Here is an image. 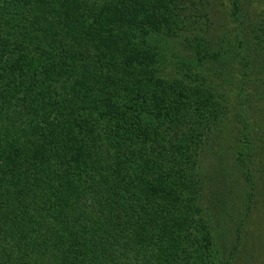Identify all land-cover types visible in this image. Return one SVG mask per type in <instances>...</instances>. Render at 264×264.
Wrapping results in <instances>:
<instances>
[{
  "label": "trees",
  "instance_id": "obj_1",
  "mask_svg": "<svg viewBox=\"0 0 264 264\" xmlns=\"http://www.w3.org/2000/svg\"><path fill=\"white\" fill-rule=\"evenodd\" d=\"M210 6L0 0V264H223L199 168L234 122L249 149L264 20L232 45Z\"/></svg>",
  "mask_w": 264,
  "mask_h": 264
},
{
  "label": "rangeland",
  "instance_id": "obj_2",
  "mask_svg": "<svg viewBox=\"0 0 264 264\" xmlns=\"http://www.w3.org/2000/svg\"><path fill=\"white\" fill-rule=\"evenodd\" d=\"M207 1L211 3L209 9L217 36L232 45L237 43L241 27L248 28L249 24L264 20V0ZM235 6L238 8L240 25L235 22ZM255 57L256 54L249 52V58ZM257 67L259 71L261 66ZM255 87L257 85L254 84ZM257 93L261 98L264 97V85L256 88ZM260 97L250 102L251 106L247 107L244 114L250 124L249 149L239 131L240 125L235 122L236 128L230 134H216V140H211L203 148L205 153L199 172L203 176L207 200L221 197L224 193L225 198L214 201L219 204L217 206L223 205L220 207H226L232 211V216L235 215V222L230 221L226 225L230 233L223 264H264V111ZM230 98L237 112L242 113L234 91L230 92ZM24 114L25 110L21 117L15 115L13 122L18 124L16 117L23 120ZM246 152H249L251 161L244 163L249 170H245L235 160L238 154L246 160ZM247 173L251 176L250 181L246 179Z\"/></svg>",
  "mask_w": 264,
  "mask_h": 264
}]
</instances>
